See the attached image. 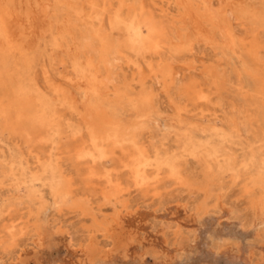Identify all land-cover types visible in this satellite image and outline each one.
Returning <instances> with one entry per match:
<instances>
[{
    "label": "rangeland",
    "instance_id": "rangeland-1",
    "mask_svg": "<svg viewBox=\"0 0 264 264\" xmlns=\"http://www.w3.org/2000/svg\"><path fill=\"white\" fill-rule=\"evenodd\" d=\"M108 1L0 0L14 29L12 60L0 61V264H264V189L253 185L264 177V0H211L226 13L217 27L196 0H142L177 43L188 38L162 58L126 43L113 51L139 11ZM187 78L203 97L178 91ZM88 102L108 112L119 142L90 140Z\"/></svg>",
    "mask_w": 264,
    "mask_h": 264
},
{
    "label": "bare ground",
    "instance_id": "bare-ground-1",
    "mask_svg": "<svg viewBox=\"0 0 264 264\" xmlns=\"http://www.w3.org/2000/svg\"><path fill=\"white\" fill-rule=\"evenodd\" d=\"M95 1V0H94ZM108 0H102V2H105V6H106V3L108 4L109 3V1L107 2ZM120 1V3H121V5H123L122 3L124 2V0H119ZM134 2V4L132 5V10L133 11H139V13L137 14V15H135V18H137V20H138V22H139V24H140V27H137V28H133V27H129L128 26V28H127V30L124 32L125 33V35L123 36V34H122V36L123 37H121L120 36V38L119 39H117V42H115L114 44V46H113V51H116V52H119L120 51V46L122 45V44H125L126 43V45H127V47H128V45H129V47H130V45L131 46H133L134 48H136V49H133V50H137V51H139V52H141V54L142 53H149L150 54V57L151 56H153V55H157V56H162L163 55V52L164 51H162L163 49V46L164 45H169L170 46V51H177V52H182V48H184V47H186V45L188 44V38H185L186 37V35H183V34H181L180 36H182V37H180V39H179V41H178V43L175 41V37H173V38H171V35H172V33L168 30V27H167V25L165 24V21H163V20H161V18L159 17V18H157L155 15H154V10H152L147 4L146 5H144V3L142 4V0H133ZM141 1V2H140ZM151 1H153V0H151ZM177 1H179L181 4L183 3V0H177ZM99 2V1H98ZM97 2V3H98ZM195 2V1H194ZM70 3V2H69ZM176 3V2H175ZM179 3V4H180ZM93 4V3H92ZM196 5H197V8H198V10H201L203 13H204V16L206 15V17H207V20L206 21H208L209 23H210V25L211 26H216L217 27V23H218V21H219V23H220V17H222L223 15V17H224V19H226L225 18V10H220V13L222 14H220L219 15V12H214L213 11V9H212V3H211V0H196V3H195ZM44 5V4H43ZM68 5V4H67ZM94 5V4H93ZM192 5H193V1H192ZM109 6H111V4L109 3ZM129 6V5H128ZM224 7H222V8H227L228 6H229V4L227 3V4H225V5H223ZM90 7H91V5H90ZM104 7V6H103ZM112 7V6H111ZM193 7V6H192ZM167 8V7H166ZM40 9V8H39ZM92 9H93V7H92ZM135 9V10H134ZM158 9V8H157ZM168 9V8H167ZM229 9V8H228ZM44 10H46V9H44ZM128 10H129V12H131L132 10H131V7L129 6V8H128ZM162 10H164V8L162 9ZM86 11V10H85ZM92 11V10H91ZM90 11V12H91ZM122 11V10H121ZM128 12V13H129ZM164 12V11H163ZM193 12V11H192ZM87 13H88V11H87ZM94 13H96V11H94ZM117 13V12H116ZM206 13V14H205ZM40 14V13H39ZM89 14V13H88ZM87 14V15H88ZM118 14V13H117ZM196 14H198V13H196ZM201 14V13H200ZM42 15V14H41ZM91 15H92V13H91ZM90 15V16H91ZM115 15V14H114ZM128 15V14H127ZM195 15V14H194ZM199 15V14H198ZM34 16H36V15H34ZM89 16V17H90ZM95 16V15H94ZM196 16V15H195ZM93 17V16H92ZM91 17V18H92ZM194 17V16H193ZM199 17V16H198ZM201 17V16H200ZM199 17V18H200ZM35 18V17H34ZM192 18V17H191ZM36 19V18H35ZM39 19V18H38ZM85 19H86V17H85ZM90 19V18H89ZM95 19V18H94ZM188 19V18H187ZM14 20V19H13ZM37 20V19H36ZM173 20V19H172ZM202 20V19H201ZM16 21V20H15ZM46 21V20H45ZM91 21V20H90ZM93 21V20H92ZM91 21V22H92ZM200 21V20H199ZM32 22V21H31ZM33 22H34V20H33ZM86 22H87V20H86ZM94 22V21H93ZM176 22V21H175ZM203 22V21H202ZM38 23V22H37ZM40 23V22H39ZM100 23V22H99ZM204 23V22H203ZM207 23V22H206ZM242 23V22H241ZM177 24V23H176ZM202 24V23H201ZM223 24V23H222ZM17 25V24H16ZM33 26H34V24H33ZM101 26V25H100ZM173 26V25H172ZM203 26V25H202ZM224 26V25H223ZM227 26V25H226ZM225 26V30L223 29L224 27H222V28H220V30H219V32H220V34H221V36L223 37V38H225V40L227 41V40H233V36H232V32H231V30L229 29V27H226ZM15 27V26H14ZM204 27V26H203ZM126 29V28H125ZM141 29H144V31H146V36L145 37H143L142 36V32H141ZM176 29V28H175ZM13 22H11V20L7 17V14H6V10H5V8H4V6L3 5H1L0 4V61H3V62H5L6 64H7V62L9 61L10 62V59L11 58H9L6 54H7V52L9 51V49L11 48V50H12V47H14L13 46V43H12V39H13V35H12V32H13ZM172 30V29H171ZM199 31H201L200 29H199ZM45 35V34H44ZM52 36V35H51ZM202 37H203V35H202ZM241 37V36H240ZM174 39V41H172ZM17 41V40H16ZM15 41V42H16ZM18 42V41H17ZM224 42V41H223ZM231 42L232 41H230V42H225L226 43V47L227 48H229L232 52H233V45L231 44ZM15 45V44H14ZM105 45H107V44H105ZM16 46V45H15ZM123 46V45H122ZM111 47H112V44H111ZM110 47V48H111ZM18 48V47H17ZM102 48V47H101ZM120 48V49H119ZM211 48V47H210ZM14 49H16V48H14ZM128 49V48H127ZM164 49H165V47H164ZM103 50V49H102ZM192 50H193V48L192 47H189L188 48V54H189V56L190 55H192ZM14 51V50H13ZM17 51V50H16ZM15 51V52H16ZM30 51V50H29ZM59 51V50H58ZM111 51V50H110ZM162 51V52H161ZM167 52H168V49H167ZM32 53V52H31ZM111 54H112V52H110ZM103 54H104V52H103ZM13 55H14V53H13ZM104 55H106V54H104ZM103 55V56H104ZM145 55V54H144ZM173 55V54H172ZM12 56V55H11ZM102 56V57H103ZM176 56V55H175ZM92 57V56H91ZM192 57V56H191ZM99 58V57H98ZM104 58V57H103ZM154 58V57H153ZM162 58V57H161ZM166 58V57H165ZM12 60V59H11ZM104 60H106L105 58H104ZM131 60V59H130ZM158 60V59H157ZM163 60V59H162ZM22 61V60H21ZM165 61V60H164ZM193 61V60H192ZM106 62V61H105ZM160 62V61H159ZM163 62V61H162ZM167 64V63H166ZM137 65V64H136ZM169 65V63L167 64V66ZM15 66H17V65H14V67ZM106 66H108V65H106ZM159 67H160V64L158 65ZM136 67V66H135ZM134 67V68H135ZM138 67V66H137ZM5 68V67H4ZM18 68V67H17ZM161 68V67H160ZM109 69V68H108ZM175 70V69H174ZM5 71V70H4ZM148 71V70H147ZM151 71V73L153 72V70L151 69L150 70ZM159 71H161V70H159ZM6 72V71H5ZM157 72V71H156ZM168 72V71H167ZM78 73V72H77ZM108 73H109V71H108ZM161 72H159V74H160ZM164 73V72H163ZM110 74V73H109ZM167 74V73H166ZM165 74V75H166ZM170 74V73H169ZM168 74V75H169ZM146 75V74H145ZM156 75V74H155ZM171 75V74H170ZM79 76V75H78ZM155 78V77H154ZM172 78V77H171ZM87 79L89 80V82H93L92 80H93V77L91 76V75H87ZM102 79V78H101ZM64 80V79H63ZM98 80V79H97ZM109 80H113V79H109ZM185 80V79H184ZM187 80H188V78H187ZM66 81V80H65ZM103 81H104V79H103ZM106 81V80H105ZM141 81V80H140ZM110 81H106V84L107 83H109ZM146 82V81H145ZM115 83V82H114ZM172 83H174V82H172ZM96 84V83H95ZM98 84V83H97ZM165 85V84H164ZM180 85H181V83H180ZM62 86H63V84H62ZM98 87V86H97ZM100 87H102V86H100ZM200 86H199V84L196 82V81H194V79L193 78H190L189 80H188V82H187V84L185 83V84H182L181 86H179V88L180 89H178V91H181V92H183L184 94H185V97L186 98H188L189 100H193V101H195L196 99H200L201 97H203L202 96V90L199 88ZM99 88V87H98ZM178 88V87H177ZM170 89V88H169ZM105 91H107V85H106V90ZM169 92V91H168ZM210 92V91H209ZM26 93V92H25ZM151 93V92H150ZM148 94V93H147ZM152 94V93H151ZM182 94V93H181ZM21 96H22V94H20ZM145 95V94H144ZM208 95V94H207ZM128 96H129V94H128ZM151 96V95H150ZM153 96V95H152ZM151 96V97H152ZM209 96V95H208ZM29 97V96H28ZM136 97V96H135ZM138 98V97H137ZM89 100V99H88ZM138 100V99H137ZM18 103H21V99L19 98L18 100ZM87 102V101H86ZM148 102V103H147ZM208 102V101H207ZM40 103V102H39ZM140 108L143 110V111H146L147 110V108H148V106L152 103V102H150V99L148 98L147 100H146V97H145V99H142L141 98V100H140ZM153 104V103H152ZM9 105V104H8ZM155 105V104H154ZM46 106V105H45ZM48 106V105H47ZM75 107V106H74ZM151 106H149V108H150ZM206 109V108H205ZM2 110H4V109H2ZM8 110V109H7ZM2 112V111H1ZM4 112V111H3ZM9 113V112H8ZM108 113V112H107ZM106 113V111H105V109L103 108V107H101L100 105H98V104H94V103H90V102H88V105L86 106V108H85V111H84V115H83V119H84V123H85V126H86V129H87V131L86 132H88V137L90 138V140H92V141H95V140H102V141H112V143L113 142H119L120 141V139H121V134H120V132H119V130H117V129H115V125H113L114 124V122H113V120L112 119H110V116L108 115ZM2 114V113H1ZM44 114V113H43ZM47 115V114H46ZM45 115V116H46ZM21 117H20V119L23 121V122H27L28 120H29V114L27 113V112H22L21 113V115H20ZM124 116V115H123ZM5 117V116H4ZM7 117V116H6ZM42 117H44V115L42 116ZM47 117V116H46ZM8 119V118H7ZM200 119V118H199ZM44 120V119H43ZM8 121V120H7ZM150 122V121H149ZM42 123V122H41ZM44 123V122H43ZM118 123V122H117ZM121 123V122H120ZM120 123H118V124H120ZM21 124V123H20ZM139 124H141V122L139 123ZM147 124V123H146ZM23 125V124H22ZM24 125H25V123H24ZM136 125V124H135ZM145 125V124H144ZM11 126V125H10ZM41 126H43V125H41ZM121 126V125H120ZM142 126V125H141ZM23 127V126H22ZM47 127V126H46ZM145 127H146V125H145ZM32 128V127H31ZM37 128V129H36ZM42 128V127H41ZM41 128L37 125V126H35V131H34V133L36 132V134H38L39 132H40V130H41ZM44 128H45V126H44ZM126 128V127H125ZM130 129V128H129ZM144 129V128H143ZM10 130V129H9ZM124 130V129H123ZM131 130V129H130ZM27 131V130H26ZM58 131V130H57ZM122 131V130H121ZM141 131H142V129H141ZM128 132H129V130H128ZM133 132V131H132ZM131 132V133H132ZM134 133V132H133ZM23 135L25 134V133H22ZM130 134V133H129ZM3 135V134H2ZM26 135H28V134H26ZM34 135V134H33ZM134 137H135V135H134ZM23 138V137H22ZM31 138V137H30ZM30 138L29 137H26V141H32V140H30ZM146 138V137H145ZM125 142V141H124ZM136 142V141H135ZM143 141H141V143H142ZM154 142V141H153ZM33 143V142H32ZM114 144V143H113ZM156 144V143H155ZM117 145V144H116ZM122 145V144H121ZM131 145V144H130ZM118 146V145H117ZM134 146V145H133ZM136 146V145H135ZM180 148V147H179ZM217 149H219V148H217ZM186 150L188 151V152H190V153H197V150H195L192 146H190V145H187L186 146ZM140 152V151H139ZM138 152V153H139ZM136 153V152H135ZM199 153V152H198ZM83 155V154H82ZM82 155H81V157H82ZM85 155V154H84ZM87 155V154H86ZM90 155V154H89ZM101 155V154H100ZM136 155H137V153H136ZM143 155V154H142ZM149 155V154H148ZM144 156V155H143ZM146 157V156H145ZM232 157V156H231ZM140 158V157H139ZM151 158V157H150ZM96 159V158H95ZM141 160H142V158H140ZM146 159V158H145ZM144 159V160H145ZM148 159H149V157H148ZM263 159V158H262ZM92 160H94V159H92ZM147 160V159H146ZM136 161V160H135ZM148 161H150V160H148ZM152 161H153V159H152ZM237 162V161H236ZM148 163H150V162H148ZM263 163V162H262ZM124 164V163H123ZM53 165V164H52ZM129 166V165H128ZM259 166V165H258ZM54 167V166H53ZM125 167V166H124ZM134 167H135V165H134ZM59 168H60V166H59ZM159 168V167H158ZM51 169V168H50ZM144 169V168H143ZM147 169H149L148 167H147ZM150 169H152V168H150ZM155 169H157V167H155ZM53 170H54V168H53ZM60 170V169H59ZM134 170V169H133ZM158 170V169H157ZM160 170V169H159ZM159 170H158V172H159ZM263 170V169H262ZM135 172L137 171V170H134ZM144 171V170H143ZM171 171H173V170H171ZM208 171V170H207ZM257 171V170H256ZM55 172V171H54ZM54 172H52L51 174H52V176H53V173ZM138 172V171H137ZM152 172V171H151ZM61 173V172H60ZM154 173V172H153ZM248 173V172H247ZM262 173V172H261ZM138 174V173H137ZM141 174H143V173H141ZM140 174V175H141ZM145 174V173H144ZM150 174V173H149ZM184 174V173H183ZM249 174V173H248ZM258 174V173H257ZM61 175V174H60ZM63 175V174H62ZM61 175V176H62ZM107 175V174H106ZM134 175V174H133ZM147 175V174H146ZM254 175H255V173H254ZM51 176V177H52ZM142 176V175H141ZM248 176V175H247ZM264 176V175H263ZM54 177V176H53ZM57 177V176H56ZM144 177V176H143ZM135 178L137 179V177L135 176ZM248 178H249V176H248ZM264 178V177H263ZM262 177L260 178L258 175L257 176H254V178H253V180L255 181V183L253 184V185H258V186H262V189H264V179H263ZM54 179V178H53ZM65 179V178H64ZM109 179V178H108ZM142 179V178H141ZM55 180V179H54ZM144 180H146V177H145V179H143V181ZM150 180H152V179H150ZM150 180L148 179V181L150 182ZM249 180V179H248ZM67 181V180H66ZM70 181V180H69ZM147 181V180H146ZM146 181H144V182H142V183H145ZM59 182V181H58ZM68 182V181H67ZM107 182V186H108V182H110V180H108V181H106ZM148 182V183H149ZM244 182V181H243ZM248 182V181H247ZM141 182L139 183L140 185L142 184ZM147 183V182H146ZM184 183V182H183ZM245 183H246V180H245ZM251 183V182H250ZM64 184V183H63ZM247 184V183H246ZM248 184H249V182H248ZM70 185V184H69ZM140 185H139V187H140ZM147 185V184H146ZM153 185H154V183H153ZM67 186V185H66ZM142 186H144V185H142ZM156 186V185H155ZM244 186V185H243ZM247 186V185H246ZM246 186H244L245 188H247ZM251 186H252V184H251ZM250 186V187H251ZM70 188H72L71 187V185L69 186ZM111 187V186H110ZM113 187V186H112ZM111 187V188H112ZM240 187V186H239ZM242 187V186H241ZM253 187H255V186H253ZM75 188V187H74ZM92 188V187H91ZM96 188V187H95ZM98 188V187H97ZM105 188V187H104ZM109 188V187H108ZM121 188V187H120ZM147 188H149V187H147ZM146 187H145V189H147ZM83 189V188H82ZM93 189V188H92ZM102 189V188H101ZM110 189V188H109ZM208 189H210V187L208 188ZM229 189V188H228ZM112 190V189H111ZM149 190V189H148ZM12 191V190H11ZM66 191H67V189H66ZM82 191V190H81ZM113 191V190H112ZM130 191V190H129ZM208 191V190H207ZM207 191H206V193H207ZM246 191V190H245ZM252 191V190H251ZM84 192V191H83ZM91 192V191H90ZM246 192H249V191H246ZM76 193V192H75ZM81 193V192H80ZM98 193V192H97ZM111 193H113V192H111ZM128 193V192H127ZM257 193V192H256ZM72 194H73V192H72ZM107 194H109V193H107ZM123 194V193H122ZM129 194V193H128ZM251 194V193H250ZM259 194H261V193H259ZM85 195V194H84ZM258 195V194H257ZM58 196V195H57ZM78 196V195H77ZM93 196V195H92ZM208 196V195H207ZM210 196V195H209ZM29 197V196H28ZM70 197V196H69ZM74 197H76L75 195H74ZM159 197V196H158ZM260 196H258V198H259ZM78 198H79V196H78ZM253 198V197H252ZM257 198V197H256ZM261 199L260 200H255V201H258L257 203V209H259V212H260V215L261 216H263L264 217V190H263V194H262V196L260 197ZM92 199V198H91ZM97 199V198H96ZM119 199H120V197L117 195V194H115L114 195V201L116 202L115 203V205L116 204H121V202L119 201ZM123 199V198H122ZM55 200V199H54ZM58 200V199H57ZM77 200H79V199H77ZM103 200V199H102ZM124 200V199H123ZM153 200V199H152ZM68 201V200H67ZM87 201V200H86ZM85 201V202H86ZM122 201V200H121ZM79 202V201H78ZM78 202H72L73 203V207L74 208H79V209H81V211L82 212H84V213H88L89 212V210L87 209V207L83 204V203H78ZM56 203V202H55ZM60 203V202H59ZM62 203H64V202H62ZM110 203V202H109ZM109 203H107V204H109ZM123 203V202H122ZM255 203V202H254ZM68 206V205H67ZM108 206H110V205H108ZM146 206V205H145ZM62 207H64V208H66L65 206H62ZM61 207V208H62ZM92 207V206H91ZM185 207V206H184ZM39 208V207H38ZM105 208V207H104ZM125 208V207H124ZM58 209V208H57ZM97 209V208H96ZM113 209L116 211L117 209L115 208V206L113 207ZM38 210V209H37ZM69 210V209H68ZM112 210V209H111ZM119 210V209H118ZM157 210V209H156ZM60 211H61V209H60ZM114 211V212H115ZM155 211V210H154ZM249 211V210H248ZM78 212V211H77ZM116 213H119V212H116ZM28 214V213H27ZM40 214V213H39ZM114 214V213H113ZM19 215V214H18ZM81 215V214H80ZM100 215V214H99ZM22 216H24V215H22ZM112 217V216H111ZM116 217V216H115ZM114 218V217H113ZM199 219V218H198ZM264 219V218H263ZM117 220V219H116ZM92 221H93V224H95V226H97V227H101V226H103L104 224L106 225V220L105 219H102V221H99V220H97V218L95 217V216H92ZM30 223V222H29ZM112 223V222H111ZM261 223V222H260ZM256 224V223H255ZM92 225V224H91ZM114 226V225H113ZM106 227V226H105ZM100 229V228H99ZM92 230V229H91ZM94 230V229H93ZM11 232V231H10ZM35 232V231H34ZM69 234V233H68ZM89 235V234H88ZM177 235V234H176ZM26 236V235H25ZM96 236V235H95ZM12 238H14L15 237V234H14V232L12 233V236H11ZM94 237V236H93ZM18 238V237H17ZM13 240H15V239H13ZM12 240V241H13ZM130 241V240H129ZM14 244V243H13ZM79 245V244H78ZM88 245V244H87ZM125 247V246H124ZM104 249V248H103ZM77 250V249H76ZM75 252V251H74ZM125 252V251H124ZM76 258V257H75ZM69 262V261H68ZM59 263H61V262H59ZM71 263V262H70ZM70 263H68V264H70ZM72 264V263H71Z\"/></svg>",
    "mask_w": 264,
    "mask_h": 264
}]
</instances>
